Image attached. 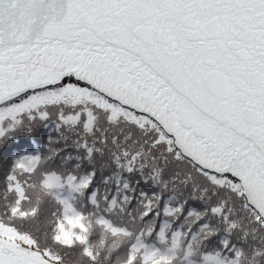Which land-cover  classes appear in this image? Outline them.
<instances>
[{"label": "snow or ice", "instance_id": "obj_1", "mask_svg": "<svg viewBox=\"0 0 264 264\" xmlns=\"http://www.w3.org/2000/svg\"><path fill=\"white\" fill-rule=\"evenodd\" d=\"M0 264H264V0H0Z\"/></svg>", "mask_w": 264, "mask_h": 264}, {"label": "trees", "instance_id": "obj_2", "mask_svg": "<svg viewBox=\"0 0 264 264\" xmlns=\"http://www.w3.org/2000/svg\"><path fill=\"white\" fill-rule=\"evenodd\" d=\"M42 131H43V134H45V135L54 136V130L51 127H48ZM41 146H43V145H41Z\"/></svg>", "mask_w": 264, "mask_h": 264}]
</instances>
